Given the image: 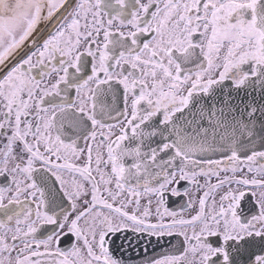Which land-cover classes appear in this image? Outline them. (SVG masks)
<instances>
[{
  "label": "snow or ice",
  "instance_id": "6c2138e0",
  "mask_svg": "<svg viewBox=\"0 0 264 264\" xmlns=\"http://www.w3.org/2000/svg\"><path fill=\"white\" fill-rule=\"evenodd\" d=\"M0 264H264V0H0Z\"/></svg>",
  "mask_w": 264,
  "mask_h": 264
}]
</instances>
